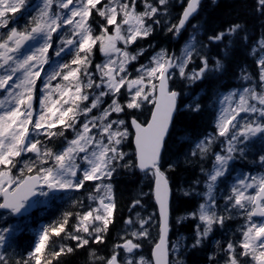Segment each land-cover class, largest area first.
I'll return each instance as SVG.
<instances>
[{
    "label": "snow or ice",
    "instance_id": "6c2138e0",
    "mask_svg": "<svg viewBox=\"0 0 264 264\" xmlns=\"http://www.w3.org/2000/svg\"><path fill=\"white\" fill-rule=\"evenodd\" d=\"M202 5L0 0V264H264V0L211 26ZM50 193L18 251L6 221Z\"/></svg>",
    "mask_w": 264,
    "mask_h": 264
},
{
    "label": "trees",
    "instance_id": "16d2710c",
    "mask_svg": "<svg viewBox=\"0 0 264 264\" xmlns=\"http://www.w3.org/2000/svg\"><path fill=\"white\" fill-rule=\"evenodd\" d=\"M242 0H217V5L212 4V0H203V5L201 7L200 15L197 17L198 20L206 19L209 26L215 24H223L226 20L234 18L235 12L241 11L240 4ZM246 3L250 6L252 0H246ZM176 11H179L178 9ZM247 11H251L250 7ZM231 13V15H230ZM249 23L254 22V16L249 15L246 17ZM196 21H193L195 23ZM161 43H167L163 36L159 37ZM184 37L182 36L178 42L175 44L168 43V47H175L178 51L182 45ZM215 81H205L203 84H198L191 89L193 95L200 90V88L207 87L211 89ZM208 96L202 97V102H207ZM185 178H190L185 176ZM180 177H177V182H179ZM141 182L136 180L134 177L129 176H119L117 177L116 191L118 196V203L122 209H124V214L127 215V208L125 205L129 203L130 195L134 194L135 190L138 188ZM187 186V185H185ZM66 202L59 203L56 201L50 202L48 207H40L35 211H32L29 216H22L20 218L21 224L19 225V231L13 239V244L18 251H26L27 248L35 241L36 235L43 226L49 225L60 217L61 213L66 208ZM177 213L184 211L190 205L186 204L183 200L176 202ZM121 225L117 223L116 228L112 229V235L115 237L117 231L120 229ZM187 228L181 229V232H187ZM86 254L80 252L75 256H70L66 259L65 264H85ZM193 260L196 258L193 257Z\"/></svg>",
    "mask_w": 264,
    "mask_h": 264
},
{
    "label": "rangeland",
    "instance_id": "374dc122",
    "mask_svg": "<svg viewBox=\"0 0 264 264\" xmlns=\"http://www.w3.org/2000/svg\"><path fill=\"white\" fill-rule=\"evenodd\" d=\"M145 190H146V189H145ZM50 197H51L50 194H49V197H48V198L38 197V199H37L38 202H37L36 206L46 204V203L49 201ZM58 200H59V201H63L64 199H63L62 197H58ZM36 206H34V207L31 206V202H30L29 205H26L27 213H28L29 211H31L32 209H34ZM148 211H152V209L149 208ZM5 215H6L5 212H0V217H4ZM18 216H19V215H18ZM18 216H16V217H10V218L8 219V220H11V221H12L10 224H13V225H19V223L16 221V219H17ZM8 220H7V221H8ZM7 221H6V223H7Z\"/></svg>",
    "mask_w": 264,
    "mask_h": 264
}]
</instances>
